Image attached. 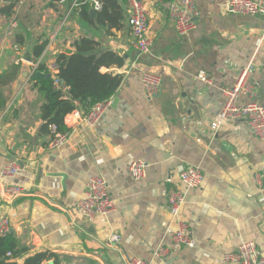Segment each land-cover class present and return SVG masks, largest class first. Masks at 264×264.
I'll return each mask as SVG.
<instances>
[{
	"label": "crops",
	"instance_id": "1",
	"mask_svg": "<svg viewBox=\"0 0 264 264\" xmlns=\"http://www.w3.org/2000/svg\"><path fill=\"white\" fill-rule=\"evenodd\" d=\"M167 1L141 0L152 42L149 54L141 55L131 45L126 0L106 2L112 19L103 24L93 8L89 17H79L73 0H0V9L14 5L10 18L0 13V76L7 79L0 167L19 165L13 179L0 181V217L8 218L23 250L18 264L41 252L54 254L58 264H128L132 257L150 264H222L244 241L254 242L264 256V142L244 122L210 129L224 104L221 89L235 86L248 66L252 96H240L239 103L264 105V16L228 15L227 0H193L196 28L181 37L168 20ZM80 38L94 41L98 54L121 57L123 65L109 69L122 77L121 85L96 126L83 122L79 107L66 115L69 138L50 149L51 134L40 132L44 99L31 81L34 64L73 53ZM142 71L161 77L156 96L143 89ZM199 71L211 84L196 78ZM136 160L147 166L138 181L127 171ZM188 165L204 177L182 207L193 249L172 246L176 225L166 202ZM92 177L107 182L115 210L87 219L76 215L75 204ZM8 185L24 194L5 196ZM159 247L168 254L157 259Z\"/></svg>",
	"mask_w": 264,
	"mask_h": 264
},
{
	"label": "built area",
	"instance_id": "2",
	"mask_svg": "<svg viewBox=\"0 0 264 264\" xmlns=\"http://www.w3.org/2000/svg\"><path fill=\"white\" fill-rule=\"evenodd\" d=\"M93 10L101 9L102 0H87ZM129 8L127 25L131 35V45L141 55H147L151 49V39L148 35L147 12L141 0H126ZM79 0H73L72 8H77ZM165 10L169 22L174 26L177 34L186 37L196 28L195 18L197 12L194 9L193 0H170L165 4ZM224 11L228 15L239 16H264V0H227ZM13 25L16 23L13 22ZM15 28V27H13ZM40 60L34 64V70ZM48 72L54 76L55 85L60 82L56 79L57 67L55 63L45 65ZM248 66L244 69L235 86L232 88L221 89L224 98L223 107L218 115V121L210 125V129L216 132L220 123L225 121L244 122L251 135L259 141L264 142V105L254 101L246 104L239 103V97L242 95L252 96L250 87L247 83ZM196 78L206 84H211V79L204 71H199ZM140 82L148 97L156 96L160 92L162 80L161 77L153 72L142 71ZM110 101H105L94 105L85 115L83 122L88 127L96 126L104 116ZM51 140L50 149H56L63 146L69 138V131L58 132L56 127L50 126ZM146 164L142 161H132L127 167L129 176L133 180H141L146 173ZM19 171V165L16 162L0 167V181L13 179ZM204 180L201 169L197 166H186L178 174L177 187L170 189L166 193L167 211L169 217L174 221L176 230L172 234V246L185 247L193 249L195 242L187 222L182 217V207L185 203V196L188 192L199 189ZM3 194L7 197L17 198L24 194L19 186L8 185L4 187ZM115 210V202L112 200L107 182L101 177H92L86 183L83 196L75 204V213L78 216L92 219L95 216H106ZM11 232V225L7 217H0V236H6ZM168 254V249L159 247L154 252L157 259L163 258ZM21 255V254H20ZM19 255V256H20ZM12 257V253L6 254ZM18 256V257H19ZM222 264H264V256L259 252L252 241H244L239 244L237 249L231 253L225 254L221 258ZM128 264H150L141 258L132 257Z\"/></svg>",
	"mask_w": 264,
	"mask_h": 264
},
{
	"label": "trees",
	"instance_id": "3",
	"mask_svg": "<svg viewBox=\"0 0 264 264\" xmlns=\"http://www.w3.org/2000/svg\"><path fill=\"white\" fill-rule=\"evenodd\" d=\"M102 2L103 5L95 19L99 24L112 19L111 14L106 11V2L115 5V0H102ZM13 7L14 5L10 4L0 9V13L10 18L13 15ZM90 8L92 6L87 0H79L75 10L79 17L87 18ZM72 46L73 53L58 54L55 57L54 63L57 67L55 76L60 82L59 85H55V77L48 72L44 64H39L31 76L34 87L44 99L40 107L43 121L40 128L42 134H50V126L56 127L58 132L65 131L67 129L64 125L66 115L78 107L85 115L94 105L110 101L121 85L122 77L109 70L123 65L121 57L116 53L112 51L96 53L97 44L87 38H80ZM43 48L44 46L38 47L34 52L35 56H40ZM102 68H107L108 71L101 72ZM37 74L42 77H37ZM6 84L7 79L0 76V106L4 104L2 89ZM22 251L18 249V244L11 232L6 236H0V264H18L16 258ZM8 252L12 253V257L6 256ZM49 261L58 264L54 254L41 252L26 258L22 264H45Z\"/></svg>",
	"mask_w": 264,
	"mask_h": 264
},
{
	"label": "water",
	"instance_id": "4",
	"mask_svg": "<svg viewBox=\"0 0 264 264\" xmlns=\"http://www.w3.org/2000/svg\"><path fill=\"white\" fill-rule=\"evenodd\" d=\"M53 1H55V2H59V1H62V0H53ZM90 14L93 16V15H94V11L91 10V11H90ZM33 61H34L33 63L37 62L36 60H33ZM37 77H42V75L37 74ZM114 103H115V101H114Z\"/></svg>",
	"mask_w": 264,
	"mask_h": 264
}]
</instances>
